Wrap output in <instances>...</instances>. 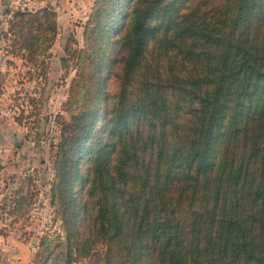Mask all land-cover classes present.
Returning a JSON list of instances; mask_svg holds the SVG:
<instances>
[{"label":"trees","instance_id":"obj_1","mask_svg":"<svg viewBox=\"0 0 264 264\" xmlns=\"http://www.w3.org/2000/svg\"><path fill=\"white\" fill-rule=\"evenodd\" d=\"M9 21L27 58L56 33L50 7ZM102 36L39 264H264V0H118Z\"/></svg>","mask_w":264,"mask_h":264},{"label":"rangeland","instance_id":"obj_2","mask_svg":"<svg viewBox=\"0 0 264 264\" xmlns=\"http://www.w3.org/2000/svg\"><path fill=\"white\" fill-rule=\"evenodd\" d=\"M114 3L0 0V241L27 245L31 261L20 264H39L45 248L64 240L58 202H52L62 122L91 104L96 59L110 51L102 33ZM42 7L55 11L56 33L49 41L46 32H34L30 47L41 49L27 58L9 20L16 10ZM73 264L106 263L88 255Z\"/></svg>","mask_w":264,"mask_h":264},{"label":"crops","instance_id":"obj_3","mask_svg":"<svg viewBox=\"0 0 264 264\" xmlns=\"http://www.w3.org/2000/svg\"><path fill=\"white\" fill-rule=\"evenodd\" d=\"M4 129L5 126L3 124H0V132H2V130L4 131ZM6 243H8V239L3 242L0 241V264H20L21 261H25V263L31 261L29 252L26 253V244L17 241L13 242L14 245H8ZM5 255L7 256V259L4 258Z\"/></svg>","mask_w":264,"mask_h":264},{"label":"water","instance_id":"obj_4","mask_svg":"<svg viewBox=\"0 0 264 264\" xmlns=\"http://www.w3.org/2000/svg\"><path fill=\"white\" fill-rule=\"evenodd\" d=\"M20 142L19 141H17V144H19Z\"/></svg>","mask_w":264,"mask_h":264}]
</instances>
